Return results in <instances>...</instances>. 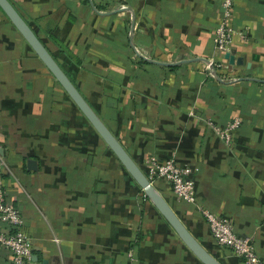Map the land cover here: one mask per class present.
<instances>
[{
	"label": "crops",
	"instance_id": "1",
	"mask_svg": "<svg viewBox=\"0 0 264 264\" xmlns=\"http://www.w3.org/2000/svg\"><path fill=\"white\" fill-rule=\"evenodd\" d=\"M8 1L143 174L150 159L198 168L193 204L151 184L201 247L245 264L209 212L264 264V0H231L241 65L214 49L222 0ZM0 152L35 263L202 264L1 9Z\"/></svg>",
	"mask_w": 264,
	"mask_h": 264
},
{
	"label": "built area",
	"instance_id": "2",
	"mask_svg": "<svg viewBox=\"0 0 264 264\" xmlns=\"http://www.w3.org/2000/svg\"><path fill=\"white\" fill-rule=\"evenodd\" d=\"M221 7L225 10V15L219 22L214 36V49L221 59L230 53V46L235 34L229 27L231 0H222ZM237 122L232 123L230 129L235 128ZM226 132H218L222 138L228 139ZM146 177L148 180L164 181L175 198L184 203L193 204L196 202L195 175L198 173L196 166L186 165L179 167L174 161L158 162L155 159L147 161ZM7 171L14 179L7 160L0 152V174ZM15 180V179H14ZM7 192L0 187V258L4 254L0 264H37L32 260L33 246L25 231V222L21 212L7 200ZM212 238L219 248L230 249L234 255L243 259L245 264H257L250 242L246 238L238 237L234 234L231 224L216 217L212 213L202 212ZM127 264H139L131 253H128Z\"/></svg>",
	"mask_w": 264,
	"mask_h": 264
},
{
	"label": "water",
	"instance_id": "3",
	"mask_svg": "<svg viewBox=\"0 0 264 264\" xmlns=\"http://www.w3.org/2000/svg\"><path fill=\"white\" fill-rule=\"evenodd\" d=\"M0 9L7 16L14 28L22 35L31 50L42 61L50 75L54 77L63 91L72 100L79 112L88 120L97 135L103 139L112 154L118 159L124 167L128 175L135 181L137 186L142 190L146 198L155 206L169 225L172 227L179 239L189 249L192 254L202 264H220L210 254H208L201 245L194 239L188 230L185 229L179 218L176 217L167 202L160 196L157 190L150 183L148 178L141 172L136 163L128 156L126 151L121 147L118 140L109 132L104 123L94 114L85 99L78 93L75 86L69 80L67 75L63 73L61 68L56 64L52 56L46 51L43 44L40 42L37 35L33 34L32 30L22 19L19 13L12 7L8 0H0ZM226 59L230 64L234 62L236 65H241L240 59H236L231 54H226ZM208 63L207 60H203Z\"/></svg>",
	"mask_w": 264,
	"mask_h": 264
}]
</instances>
